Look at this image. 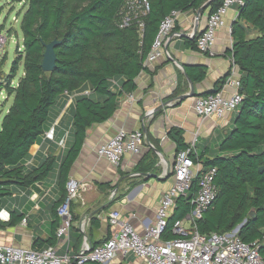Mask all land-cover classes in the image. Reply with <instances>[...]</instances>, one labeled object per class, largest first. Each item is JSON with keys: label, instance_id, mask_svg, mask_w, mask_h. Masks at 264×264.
<instances>
[{"label": "trees", "instance_id": "obj_1", "mask_svg": "<svg viewBox=\"0 0 264 264\" xmlns=\"http://www.w3.org/2000/svg\"><path fill=\"white\" fill-rule=\"evenodd\" d=\"M10 1L25 5L19 25L22 53L11 64L12 75L20 66L22 75L15 84L9 82L5 86L12 102L0 121V199L10 194L13 187H27L55 172L61 196L50 210L51 230L47 238H35L31 246L41 250L57 244V208L66 197L70 168L87 130L111 118L120 97L136 89L135 78L146 69L144 61L161 20L173 10L195 12L203 5L209 15L223 0H148V12L140 21L132 19L125 27H120V20L126 0ZM237 11L228 54L239 69L242 100L230 114L229 130L216 152L211 156L192 153L195 162L216 169L215 198L195 224L201 233L238 228L237 234L243 241L258 242L259 255L264 258V0H244ZM139 22L143 24L141 29ZM249 26L256 34L249 35ZM197 36L185 40V45L196 49ZM53 39L60 41L55 47L56 67L47 73L41 67L44 43ZM185 74L190 81L200 82L205 68L188 66ZM226 78L217 81L211 93L219 91ZM86 90L89 92L85 93ZM68 102L69 121L60 119L57 129L53 123ZM52 125L54 137L67 132L58 161L49 154L39 165L26 167L25 161L31 157L30 146ZM169 136L178 151L188 147L181 129L172 127ZM149 139L156 146L157 141L151 136ZM149 158L143 156L136 172L146 173L153 168V160L146 162ZM196 189L194 179L186 194L176 198L169 226L191 210L189 199ZM250 210L254 217L249 215ZM91 222L98 224L95 217ZM81 240L82 233L71 224L69 242L74 241V250Z\"/></svg>", "mask_w": 264, "mask_h": 264}, {"label": "crops", "instance_id": "obj_2", "mask_svg": "<svg viewBox=\"0 0 264 264\" xmlns=\"http://www.w3.org/2000/svg\"><path fill=\"white\" fill-rule=\"evenodd\" d=\"M195 12L179 15L177 26L182 36L176 38L170 46L171 59L160 57L152 63H145L146 69L135 78L136 89L120 97L112 117L87 130L69 172V179L76 180L80 185L86 184L85 187L80 186L78 195L69 206L72 227L82 233L78 249L84 243L100 244L115 233L114 227L105 218L112 210L120 211L122 218L128 220L138 232L155 221L159 200L172 184L174 157L178 151L176 143L169 136L172 127L181 129L185 143L194 142V152L198 155L204 153L205 156L216 152L219 141L229 130L231 116L199 117L193 109L195 96L179 102L178 96L188 93L191 84L197 95L210 92L216 82L226 76L220 90L228 93L231 91L230 85L226 83L228 78L233 74L240 76L238 66L232 63L228 54L233 42L231 26L238 18L237 7L232 5L226 10L223 25L216 30L213 43L206 53L185 45V40L201 33L205 26L207 11L201 12L198 22L195 20ZM249 31V35L256 34L250 26ZM188 66H203L204 79L200 82L189 81L185 74V67ZM68 104L53 123L57 129L60 119L65 123L69 121L66 109ZM120 129H142L153 148L144 143L139 153H125L117 166L99 157L96 147ZM66 133L62 137L56 135L53 138H46L42 134L30 146L31 157L25 161L26 167L39 165L49 154L58 161L57 155L65 144ZM149 136L157 141L156 146ZM61 141L63 145H60ZM147 155L150 158L146 162H155L153 168L146 173L136 172V165ZM60 196L61 192L55 184V172L46 180L27 187H13L10 194L0 199V244L31 247L35 238H47L51 230L50 221L53 219L50 210ZM187 215L178 219L185 220ZM92 217L97 219L98 224L92 225ZM199 217L194 219L195 227V220ZM185 225L191 227L192 222L187 220ZM170 237V233L164 235V239ZM72 244H75L74 241L69 242L68 239L58 245L59 250L73 254L78 249L74 250ZM108 264L146 263L129 255L126 258L118 256Z\"/></svg>", "mask_w": 264, "mask_h": 264}, {"label": "built area", "instance_id": "obj_3", "mask_svg": "<svg viewBox=\"0 0 264 264\" xmlns=\"http://www.w3.org/2000/svg\"><path fill=\"white\" fill-rule=\"evenodd\" d=\"M243 3L244 0H223L221 6L206 17L204 29L196 38L198 52L209 51L216 30L223 25L226 10L232 5L238 7ZM148 10V0H126L120 27L127 26L132 19L140 21V17ZM180 14L181 12L173 10L161 20L144 65L160 57L171 59L170 46L176 38L182 36V31L175 29ZM138 26L141 29L142 22H139ZM3 39L5 41L0 35V45ZM239 78V75L235 74L228 78L226 83L231 88L229 93L220 90L195 96V113L202 118L230 117L242 100ZM44 136L52 138L53 128L46 131ZM144 143L153 148L142 129H120L103 144L98 145L95 151L99 157L117 166L125 153H139ZM60 145H63L62 141ZM193 146L194 142L189 143L188 147L176 152L172 184L159 200L155 221L143 231L138 232L128 220H124L120 211L112 210L105 216L115 229L111 237L95 246L84 243L78 252L73 254L61 253L58 245L68 241L72 224L70 202L78 195L80 186H86L70 178L66 183V197L57 208L60 218L55 231L57 245L34 250L31 247L0 244V264H108L118 256L126 258L129 255L138 257L146 264H264V258L258 252V242L243 241L237 234L238 228L225 232L201 233L195 227L194 219L201 216L215 198L213 178L216 169L195 162L192 157V153H195ZM194 179L197 181V189L189 199L191 210L185 220L175 219L169 226L168 221L176 198L186 194ZM187 220L192 222L191 227L185 225ZM169 233L171 237L164 239V235Z\"/></svg>", "mask_w": 264, "mask_h": 264}, {"label": "rangeland", "instance_id": "obj_4", "mask_svg": "<svg viewBox=\"0 0 264 264\" xmlns=\"http://www.w3.org/2000/svg\"><path fill=\"white\" fill-rule=\"evenodd\" d=\"M25 5L10 0L0 1V35L5 38L0 45V119L12 102L5 90L7 83L15 84L22 75L21 66L15 75H12L11 64L19 53H22V34L20 20Z\"/></svg>", "mask_w": 264, "mask_h": 264}, {"label": "water", "instance_id": "obj_5", "mask_svg": "<svg viewBox=\"0 0 264 264\" xmlns=\"http://www.w3.org/2000/svg\"><path fill=\"white\" fill-rule=\"evenodd\" d=\"M204 6L205 5L201 6L196 11V18L197 19L199 18L201 12L204 10ZM59 43H60V41H58L57 39H53L52 41H50L48 43H44V52H43V55H42V63H41V67H42V70L44 72H47V73L48 72H52L55 69L56 60H57L56 53H55V47ZM208 93H211V91L207 92V93H204V94H208ZM198 95H202V94H198ZM198 95L194 93V87L191 84L190 85V91L188 93H185V94H182V95L178 96V102L186 99L187 97L198 96ZM249 215L254 217V211L250 210Z\"/></svg>", "mask_w": 264, "mask_h": 264}, {"label": "clouds", "instance_id": "obj_6", "mask_svg": "<svg viewBox=\"0 0 264 264\" xmlns=\"http://www.w3.org/2000/svg\"><path fill=\"white\" fill-rule=\"evenodd\" d=\"M192 13H194L193 11H191ZM195 14H196V12H195ZM207 16H208V14H207ZM200 19V16H199V18L197 19L196 17H195V20H196V22H198V20ZM175 29H176V27H175ZM176 30H178V29H176ZM203 31V30H202ZM201 31V32H202ZM200 34V33H199ZM196 49H197V47H196ZM209 94V93H208ZM205 95V94H204ZM198 96H200V95H198Z\"/></svg>", "mask_w": 264, "mask_h": 264}]
</instances>
